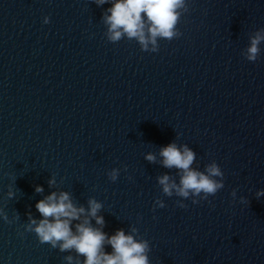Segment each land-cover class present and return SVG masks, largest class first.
Returning <instances> with one entry per match:
<instances>
[{
    "label": "water",
    "instance_id": "water-1",
    "mask_svg": "<svg viewBox=\"0 0 264 264\" xmlns=\"http://www.w3.org/2000/svg\"><path fill=\"white\" fill-rule=\"evenodd\" d=\"M185 3L182 35L150 52L107 39L111 0H0V207L12 221L0 216V264L75 257L24 227L54 191L101 201L109 236L137 227L150 264H264V42L245 57L264 0ZM172 142L196 153L193 168L216 161L224 187L187 207L163 194L159 176L180 179L159 155Z\"/></svg>",
    "mask_w": 264,
    "mask_h": 264
},
{
    "label": "clouds",
    "instance_id": "clouds-1",
    "mask_svg": "<svg viewBox=\"0 0 264 264\" xmlns=\"http://www.w3.org/2000/svg\"><path fill=\"white\" fill-rule=\"evenodd\" d=\"M96 3L103 5L109 3V0H96ZM111 5L103 16L108 26L107 39L113 43L125 37L135 39L143 51L150 52L159 51L161 39L170 41L182 35L177 25L182 15L188 12L185 0H111ZM49 22L50 17L46 16L44 23ZM250 41L245 57L255 62L261 53L260 45L264 42V28L257 30ZM159 155L163 158L165 168L178 170L179 183L167 173L158 177V183L166 196L175 194L183 198L177 201L180 207H187L183 203L184 199L191 198L193 203H199L224 187V172L220 165L213 161L203 171L193 168L196 153L187 144L180 146L176 142L169 143L160 149ZM145 158L150 162L157 160L154 152H148ZM119 174V168H113L108 173L112 181H116ZM49 184H56L55 177ZM36 192H43V186L37 185ZM14 195V192L9 191V198ZM257 195H264V190ZM156 206L165 207L164 200L157 197L153 210ZM102 207L103 203L95 197L89 198L88 206L85 207L75 203L68 191H54L36 204L42 219L37 220L29 213L28 223L24 227L26 231L34 232L41 243H49L61 252L74 251L75 257H65L68 264H72L74 259L76 264H150V242L137 238V227L132 226L127 233L120 228L111 236L103 231L105 220L98 215ZM0 216L12 222L2 207ZM93 218L100 227L92 224ZM73 221H78L75 230ZM106 244L111 245V252L105 250ZM78 257L84 259L81 261Z\"/></svg>",
    "mask_w": 264,
    "mask_h": 264
}]
</instances>
